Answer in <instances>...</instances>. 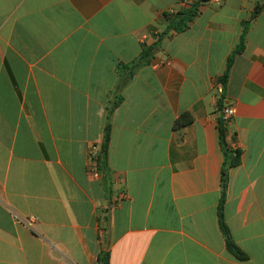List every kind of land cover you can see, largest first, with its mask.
Wrapping results in <instances>:
<instances>
[{
	"label": "crops",
	"instance_id": "obj_1",
	"mask_svg": "<svg viewBox=\"0 0 264 264\" xmlns=\"http://www.w3.org/2000/svg\"><path fill=\"white\" fill-rule=\"evenodd\" d=\"M179 10L178 0H0V264H100L103 252L109 264H264V0L202 3L183 33L170 28ZM155 43L108 120L119 64ZM227 107L241 163L224 220L247 261L228 251L219 220ZM185 112L193 123L179 128ZM108 121L96 178L88 156ZM16 216H35L36 230Z\"/></svg>",
	"mask_w": 264,
	"mask_h": 264
},
{
	"label": "trees",
	"instance_id": "obj_2",
	"mask_svg": "<svg viewBox=\"0 0 264 264\" xmlns=\"http://www.w3.org/2000/svg\"><path fill=\"white\" fill-rule=\"evenodd\" d=\"M210 0H197L190 8L179 12L176 16H174L170 20V28L175 31L176 33H183L188 28L190 23L195 19L198 14V9L202 3L208 2ZM262 11L261 7H257L254 13V18L257 17ZM247 24H245V29L247 30ZM244 37H242L240 44L237 46L235 51L233 52L232 56L228 59L226 70L223 76L220 78V83L223 86V89L228 84L231 71L235 62V59L238 55H241L245 50V41ZM158 43L154 45L147 46L143 45V51L141 56L132 62L131 64H119L118 71L120 74V83L117 87V93L114 97V100L111 102L108 108V120H110L111 115L113 114L114 110L120 106L123 101L122 91L128 85V83L133 79L135 74L142 69L150 65L151 60L154 57L155 49L157 48ZM193 115L190 112L183 113L179 120L176 122V125L181 128L188 126L193 123ZM111 124L108 121L107 126L105 128V135L104 141L100 148V156L98 158V168L102 172L107 168V159H108V152L110 146V139H111ZM220 137L221 143L224 149V163L222 167V179H221V189H222V197L219 206V220H220V227L225 235L226 238V245L228 251L235 256L238 260L247 261V255L236 245L233 241L231 232L224 220V205L226 202V195L229 183V174L230 170L234 167H237L241 163V152L240 151H233L228 148L227 146V128L222 123L220 119ZM100 264H109V254L103 252L100 254L99 258Z\"/></svg>",
	"mask_w": 264,
	"mask_h": 264
},
{
	"label": "built area",
	"instance_id": "obj_3",
	"mask_svg": "<svg viewBox=\"0 0 264 264\" xmlns=\"http://www.w3.org/2000/svg\"><path fill=\"white\" fill-rule=\"evenodd\" d=\"M196 1L197 0H178L180 5V10L178 12H174V16L177 15L179 12L190 8ZM235 115H236V110L234 107H227L222 111L221 120L226 128L230 126L231 121ZM99 156H100V148L96 145L92 146L88 156L89 171L96 178L102 177V172L99 170L97 164ZM16 219L30 230L32 231L36 230L37 218L35 216H30L27 218L16 216Z\"/></svg>",
	"mask_w": 264,
	"mask_h": 264
}]
</instances>
